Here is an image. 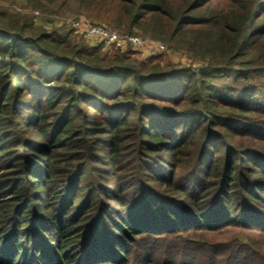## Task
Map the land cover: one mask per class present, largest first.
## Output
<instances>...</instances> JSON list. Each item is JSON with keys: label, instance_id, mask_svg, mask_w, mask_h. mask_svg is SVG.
Here are the masks:
<instances>
[{"label": "trees", "instance_id": "obj_1", "mask_svg": "<svg viewBox=\"0 0 264 264\" xmlns=\"http://www.w3.org/2000/svg\"><path fill=\"white\" fill-rule=\"evenodd\" d=\"M72 1L202 64L0 25V264H264L207 234L264 216V145L228 143L264 142V0Z\"/></svg>", "mask_w": 264, "mask_h": 264}, {"label": "rangeland", "instance_id": "obj_2", "mask_svg": "<svg viewBox=\"0 0 264 264\" xmlns=\"http://www.w3.org/2000/svg\"><path fill=\"white\" fill-rule=\"evenodd\" d=\"M223 5H227L226 1L222 2ZM222 5V6H223ZM264 12V11H263ZM260 14V13H259ZM24 18V22L27 26L25 35L28 37L36 38L40 33H50L55 36H63L68 34L71 39L80 44V46L86 45L87 47H94L100 45V53L103 57H112L115 53H128L133 52L134 58L138 61H145L151 57L160 56L159 59L162 67H187L192 69H197L201 66V62L196 59L191 53L185 49H177L171 47L168 43H165L161 40L153 39L152 37L145 35L141 32H135L132 35L141 36L146 45L140 50L129 49L127 51L119 50L114 47L105 46L99 41L86 37L83 33L77 32L73 28V22L76 20H84L92 24H103L95 21L92 17L78 10L76 4L72 0H58L56 3H42L41 0H0V25L5 27H11L12 22L18 18ZM264 21V16L262 19ZM122 34L123 33L117 28H112ZM5 34V33H4ZM3 33L0 35H4ZM9 35V33H6ZM164 45V50H161L158 45ZM40 53H36V56H39ZM4 58L0 57V61H3ZM6 60V59H5ZM170 66H169V65ZM222 82L233 83V77L227 73H223L221 76ZM261 80H257L256 83ZM264 81V80H263ZM253 143L256 146L264 145L263 141H253L246 135H239L235 139H228V143L234 144L236 147L238 143ZM246 167L244 172H246ZM261 200H264V195L259 193ZM241 198V197H240ZM240 198H237L235 201L239 204ZM247 199V198H246ZM261 200L257 203L255 200L248 199L242 203H250L251 206H256L259 208V205H262ZM250 201V202H249ZM255 207V208H256ZM238 221L237 226H231L223 231H213L208 230V238L212 241L222 242L226 239L232 237H239L241 241L251 242L255 247L260 249L264 254V216L257 214L256 212H251L249 210L245 211L240 216L233 217ZM201 232L199 231L198 234ZM250 248V247H249ZM190 250V249H189ZM188 251V249H187Z\"/></svg>", "mask_w": 264, "mask_h": 264}, {"label": "built area", "instance_id": "obj_3", "mask_svg": "<svg viewBox=\"0 0 264 264\" xmlns=\"http://www.w3.org/2000/svg\"><path fill=\"white\" fill-rule=\"evenodd\" d=\"M73 28L77 32L83 33L86 37L99 41L105 46L117 48L127 51L140 50L145 45V40L138 35L122 34L103 24H92L84 20H76L73 22ZM158 47L164 50V45L159 44Z\"/></svg>", "mask_w": 264, "mask_h": 264}]
</instances>
